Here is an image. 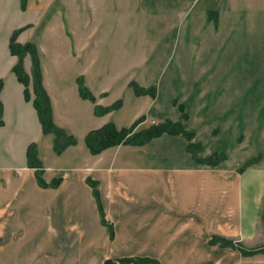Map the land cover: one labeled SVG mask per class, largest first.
Wrapping results in <instances>:
<instances>
[{
  "label": "crops",
  "instance_id": "crops-1",
  "mask_svg": "<svg viewBox=\"0 0 264 264\" xmlns=\"http://www.w3.org/2000/svg\"><path fill=\"white\" fill-rule=\"evenodd\" d=\"M260 5L264 7V0ZM7 12L0 8V30ZM11 34L4 40L0 36V264L56 259L70 245L71 236L76 264H105L107 259L123 257L153 258L161 264H249L246 260L253 256L210 244L212 235L218 234L237 238L247 247L264 245H257L264 198L263 159L238 171L251 157L241 137L243 119L248 116L241 107L240 114L231 115L232 105H211L206 93L195 91L194 95L192 89L182 88L181 92H190L191 105L173 96L168 111L160 112L154 109L156 98L150 95L137 96L126 88L118 94L117 86L113 88L118 80L103 75L102 88H98L83 70L76 71L78 66L72 71L73 66H67L73 63L68 54L70 43L65 41L53 52L54 71L43 72L54 120L77 140L57 154L54 135L43 133L37 110L32 100H26L25 86L12 70L17 56L10 53ZM26 37L22 32L19 40L26 42ZM80 76L97 97L96 103L107 106L123 97L122 108L96 115V103L80 94ZM141 117L145 118L139 129L150 126L145 125L150 121L183 119L184 126L195 133L192 141L201 145L197 157L183 134L169 133L143 145L120 144L90 153L85 144L88 132L108 122L118 128L130 127ZM226 139L231 148L221 151L228 156L225 161L217 167L199 162L198 158L220 152L218 143ZM31 143L38 146L44 180L59 179L57 187L38 183L36 168L28 164ZM88 178L98 183L113 238L110 227L102 222Z\"/></svg>",
  "mask_w": 264,
  "mask_h": 264
},
{
  "label": "rangeland",
  "instance_id": "rangeland-1",
  "mask_svg": "<svg viewBox=\"0 0 264 264\" xmlns=\"http://www.w3.org/2000/svg\"><path fill=\"white\" fill-rule=\"evenodd\" d=\"M1 7L8 11L1 39L21 24L30 25L22 31L28 40H19L21 32L18 41L36 44L42 74L54 71L53 52L69 41L73 63L67 66H73L72 71L78 66L76 71L83 70L98 88L103 75L118 80L113 85L118 94L125 88L134 92L131 80L155 86L153 107L160 112L168 111L173 96L191 105L190 92H181L182 88L192 89L194 95L206 93L211 105H232L231 115L240 114L241 107L248 115L241 136L248 159L259 156L264 165V7L260 0H26L25 11L20 0H0ZM24 65L31 74L30 54ZM180 109L183 113L184 106ZM153 124L158 123L145 125ZM226 140L218 143L220 152L231 148ZM259 215L257 245L264 244V198ZM69 243L60 257L40 264H76L74 236ZM246 261L264 264V254Z\"/></svg>",
  "mask_w": 264,
  "mask_h": 264
},
{
  "label": "trees",
  "instance_id": "trees-1",
  "mask_svg": "<svg viewBox=\"0 0 264 264\" xmlns=\"http://www.w3.org/2000/svg\"><path fill=\"white\" fill-rule=\"evenodd\" d=\"M22 9L26 8V0H22ZM215 12L211 11L210 15L214 18ZM217 19V18H216ZM30 25H25L16 28L10 37L9 49L12 55H16L18 60L13 67V71L16 73L20 82L25 86L24 93L27 101L33 102L40 122L42 124V129L44 134L54 135V145L53 150L57 154H61L69 146L75 145L77 143L76 138L69 134L64 128L58 126L53 117V110L51 99L43 84V74L41 68V62L39 58L38 49L34 42L21 43L18 41L19 34L24 31ZM27 54H30L32 58V73H28L25 69L24 59ZM32 83V87H31ZM78 84L80 88V94L83 98L89 99L96 102L97 99L95 95L86 86L83 77H78ZM3 86V81L0 79V92ZM129 87L132 88L134 93L138 96L140 95H150L156 97L157 88L155 86L144 87L137 83L135 80L129 82ZM34 95V97H33ZM124 104V100L119 98L111 105L103 106L100 104L95 105V114L104 115L110 111L120 109ZM183 110V107H182ZM3 104L0 100V125L3 124ZM145 117H141L130 127L118 128L114 122H108L102 127L93 129L85 137V144L89 149L91 154H99L103 150L117 146L120 144H130V145H143L149 142L151 139L161 136L164 133L169 134H183L188 140V148L197 157L198 152L201 150V145L193 142L195 133L188 130L182 121H173L170 119L160 122L158 124H153L142 129H136L138 124ZM228 158L227 154L224 152H217L206 158H198L202 165H207L210 167H217L221 162ZM260 161V157H253L246 160L240 167H238L239 172H244L249 167L257 164ZM28 164L30 167L36 168V176L38 183L42 187H57L60 183L59 179H56L50 183H47L43 178L44 166L39 158L38 146L36 143H31L28 147ZM88 183L93 187L94 195L98 200V205L102 214V222L108 225L111 230V238L114 237V230L111 223L106 219V215L101 205L99 199L98 183L88 178ZM68 244L70 240H67ZM211 245H219L221 247H231L235 248L241 252L243 256H254L256 254H264V245L247 247L237 238H228L222 235L213 234L210 238ZM161 264L157 259L153 258H140V257H123L118 259H107L105 264Z\"/></svg>",
  "mask_w": 264,
  "mask_h": 264
}]
</instances>
